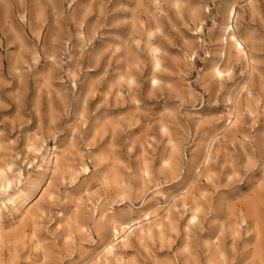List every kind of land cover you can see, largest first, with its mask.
<instances>
[{
	"label": "rangeland",
	"instance_id": "rangeland-1",
	"mask_svg": "<svg viewBox=\"0 0 264 264\" xmlns=\"http://www.w3.org/2000/svg\"><path fill=\"white\" fill-rule=\"evenodd\" d=\"M0 171L1 264H264V0H0Z\"/></svg>",
	"mask_w": 264,
	"mask_h": 264
},
{
	"label": "bare ground",
	"instance_id": "bare-ground-1",
	"mask_svg": "<svg viewBox=\"0 0 264 264\" xmlns=\"http://www.w3.org/2000/svg\"><path fill=\"white\" fill-rule=\"evenodd\" d=\"M236 15V10H235V8L234 7H230V9H228V18L230 19V18H233L234 16ZM231 20V19H230ZM229 26V25H228ZM227 28V27H226ZM232 27L230 26V29H231ZM230 34V41H232V44L234 45V47H235V49H236V51H238V52H240V53H245L244 52V47H243V42H242V39L241 38H237L236 36H235V34L234 33H229ZM219 71V70H218ZM220 72V71H219ZM57 153V152H56ZM207 156H209L208 154L206 155V157ZM53 157V164H54V166L52 167L53 168V171H55L56 169H58V168H60L61 166H60V164L62 163L61 162V160H60V158H59V156L57 155V154H54V156H52ZM208 158V157H207ZM206 158V159H207ZM50 163V162H49ZM49 168V167H48ZM11 179L4 173V172H2V171H0V185L4 188V189H6V188H8V187H10V184H11ZM43 190V189H42ZM43 192V191H42ZM40 194V193H39ZM183 195V194H182ZM38 197V196H37ZM35 198V199H31L30 201H28V202H26V205H25V209L23 210V212L21 213V216H19V217H21V219L23 220L25 217H26V215L30 212V210L33 208V206L37 203V201H38V199L39 198ZM15 201V200H14ZM25 201H27V200H25ZM23 203V202H22ZM15 210H17V208H15ZM19 213H20V211H19ZM156 213V212H155ZM157 213H158V211H157ZM156 213V214H157ZM152 214V213H151ZM150 212L147 210V211H145L144 212V218L145 219H149L150 218ZM194 217V216H193ZM196 217V216H195ZM195 219V218H194ZM19 220H20V218H19ZM25 220V219H24ZM139 223V229H140V231H143V228H144V226L141 224L142 222H141V220H139V219H133V220H131V221H129V222H126V223H120L119 225H117V226H114V224H113V226H114V228H113V230H114V234L112 233V235H113V238H111L110 239V241L109 242H107V244L105 245V247H104V249H103V251H104V254H105V256H102V254H100L101 256H99L97 259H99L100 261L102 260V258L101 257H107L108 255H112V254H114L115 252H114V248H115V243H116V241L120 238V240L119 241H121V242H125L126 240H128V235H129V233L130 232H132V233H134L133 232V230L134 229H131L132 228V226H134V225H136V224H138ZM1 225H0V241H1V238H2V235H1ZM122 231V235L120 234L119 235V233ZM142 233V232H141ZM125 244V243H124ZM103 254V255H104ZM115 255V254H114ZM107 259V258H106ZM109 260V259H108ZM106 263V262H105ZM0 264H1V261H0ZM98 264V263H97ZM107 264V263H106Z\"/></svg>",
	"mask_w": 264,
	"mask_h": 264
}]
</instances>
